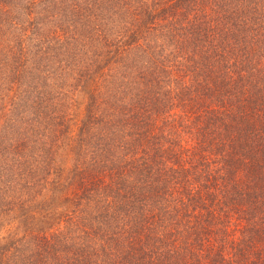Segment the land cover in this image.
I'll return each mask as SVG.
<instances>
[{
    "label": "trees",
    "instance_id": "trees-1",
    "mask_svg": "<svg viewBox=\"0 0 264 264\" xmlns=\"http://www.w3.org/2000/svg\"><path fill=\"white\" fill-rule=\"evenodd\" d=\"M0 264H264V0H0Z\"/></svg>",
    "mask_w": 264,
    "mask_h": 264
}]
</instances>
